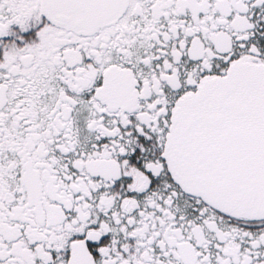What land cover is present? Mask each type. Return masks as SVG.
I'll use <instances>...</instances> for the list:
<instances>
[{"label":"snow or ice","instance_id":"6c2138e0","mask_svg":"<svg viewBox=\"0 0 264 264\" xmlns=\"http://www.w3.org/2000/svg\"><path fill=\"white\" fill-rule=\"evenodd\" d=\"M0 264H264V0H0Z\"/></svg>","mask_w":264,"mask_h":264}]
</instances>
